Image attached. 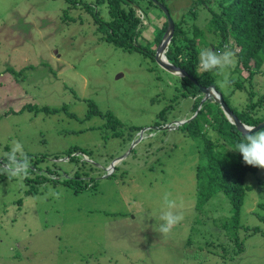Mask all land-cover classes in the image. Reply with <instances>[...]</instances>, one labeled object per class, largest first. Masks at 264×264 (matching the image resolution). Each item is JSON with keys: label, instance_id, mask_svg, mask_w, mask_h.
Returning <instances> with one entry per match:
<instances>
[{"label": "rangeland", "instance_id": "1", "mask_svg": "<svg viewBox=\"0 0 264 264\" xmlns=\"http://www.w3.org/2000/svg\"><path fill=\"white\" fill-rule=\"evenodd\" d=\"M94 1L0 0V158L18 141L40 160L27 174L30 182L0 174V264H264V169L246 174L237 217L222 193L197 206L200 140L181 127L205 101L216 112L214 100L201 91L183 94V77H190L162 67L155 51L101 38L84 5ZM135 1L147 13L137 41L155 50L166 15L147 0ZM165 3L190 35L193 24L204 30L197 54L229 47L211 41L204 4L189 20L192 0ZM100 9L107 18L106 6ZM262 63L251 61L256 72L248 79L236 57L227 87L215 73L199 74L212 79L231 107L258 119ZM72 146L87 151L72 152L78 157L69 160ZM41 169L60 175L37 182ZM76 173L83 189L74 191V180L62 177ZM166 194L182 205L184 219L162 235Z\"/></svg>", "mask_w": 264, "mask_h": 264}, {"label": "trees", "instance_id": "2", "mask_svg": "<svg viewBox=\"0 0 264 264\" xmlns=\"http://www.w3.org/2000/svg\"><path fill=\"white\" fill-rule=\"evenodd\" d=\"M158 1L167 7L165 0ZM147 2L148 6L152 5L158 8L152 0H147ZM200 4H204L203 9L200 10L205 12L210 27L207 30L212 34L211 41L219 39L223 45L229 43V48L236 53L239 64L250 71L248 79H251L256 72L254 68H251V61L255 63L254 67L259 68L264 61V0H192V4L185 12L189 20H196ZM84 5L91 11L93 22L96 24L101 38L127 50L137 49L143 52L147 50L148 54H153L155 50L143 47L137 41V36L142 32L141 27H144L142 16L147 17V13L140 5H137L135 0H95L93 3H84ZM102 5L107 8V18H104L101 14L100 7ZM173 20V36L166 48L165 55L168 61L184 69L197 82L195 83L191 78L183 77L182 86L183 88L186 87V90H183L182 93L192 95L199 93L200 88L197 84L203 86L212 84L220 92L211 78L203 77L197 71L198 54L194 47L199 46V39L207 40L204 30L193 24L194 30L190 35L188 33L189 28L183 25L184 21ZM166 25L167 22L164 21L163 26L158 31L156 45L160 42ZM229 39H232V44ZM213 50L221 51L219 48ZM235 83L238 89L243 88L241 82L236 81ZM248 91L253 94V91ZM224 100L226 99L224 98ZM213 103L217 107L216 112L213 113L210 103L205 101L197 115L187 124L182 125L183 127H180L200 140L196 167L197 206L206 203L214 194L222 193L231 203L232 216L237 217L243 205L247 189L244 184L245 176L248 172L256 173L259 168L246 165L241 154L234 152L235 145L243 139V134L224 113L220 104L216 101ZM227 105L247 125H256L264 119V116L258 119L253 118V114L237 111L228 103ZM204 122L206 124L202 127L201 124ZM113 134H118L116 128H114ZM78 151L81 152L80 154H85L87 150L72 146L66 152V156L69 160H74V157L78 156L73 155L72 152L76 153ZM56 156L58 157V155ZM29 157L30 167L28 173H31L32 169V172H34V169L38 168H36V163L38 164L40 160L32 157V155ZM40 172L41 174L35 178L37 182L43 181L44 178L56 180L53 177L60 175L55 171L52 176H48V170L44 171V169H41ZM40 177H43V180ZM77 177L78 174L75 177L64 174L62 180L63 182L74 180L73 182L76 184H73L74 191L82 190V181H79ZM25 179L27 182L31 180L28 175L25 176ZM86 187L87 185L84 186V188ZM29 191L33 193L35 189H29ZM260 205L264 207V203Z\"/></svg>", "mask_w": 264, "mask_h": 264}, {"label": "clouds", "instance_id": "3", "mask_svg": "<svg viewBox=\"0 0 264 264\" xmlns=\"http://www.w3.org/2000/svg\"><path fill=\"white\" fill-rule=\"evenodd\" d=\"M158 9L162 12L159 7ZM164 21L167 22V19ZM235 59L236 53L227 45L223 51L202 48L198 53L197 71L200 73H215L221 76V86L227 87L230 83L227 70L234 66ZM234 152L241 154L246 165L264 169V128L259 130H256L255 127L245 129L243 131V139L235 145ZM29 167L30 159L24 152L23 145L18 141H14L10 150L5 153L3 158H0V174L7 175L10 178L26 176ZM52 195L59 197V193H52ZM169 195L166 194L164 196L163 206L159 215V219L163 222L159 226V232L162 235L169 234L173 227L184 219L182 205H179L175 200L169 199Z\"/></svg>", "mask_w": 264, "mask_h": 264}, {"label": "water", "instance_id": "4", "mask_svg": "<svg viewBox=\"0 0 264 264\" xmlns=\"http://www.w3.org/2000/svg\"><path fill=\"white\" fill-rule=\"evenodd\" d=\"M154 3L162 10V12L166 15L167 19V26L166 29L161 37V40L159 44L157 45L155 52H154V58L159 62V64L164 67L165 69L169 70L170 72L177 73L178 75H188L191 79V77L184 69L181 67L169 62L165 56V50L168 46V44L171 41V38L173 36V31H174V21L170 16L169 10L167 7L161 3L158 0H152ZM194 80V79H193ZM195 83H197L194 80ZM200 88V91L203 93L205 98H212L216 102H218L224 111V113L228 116L229 119L232 120V123L237 127V129L243 134V131L245 129H248L250 127H255L256 130H259L261 128H264V119L259 121L256 125H247L243 123L237 115L233 113V111L230 109V107L227 105L225 102L223 96L221 93H219L213 86H203L197 84ZM180 125V122H177Z\"/></svg>", "mask_w": 264, "mask_h": 264}, {"label": "crops", "instance_id": "5", "mask_svg": "<svg viewBox=\"0 0 264 264\" xmlns=\"http://www.w3.org/2000/svg\"><path fill=\"white\" fill-rule=\"evenodd\" d=\"M143 20V22H144V19H142ZM188 20V19H187ZM164 23V22H163ZM163 26V24L161 25V27ZM167 26V25H166ZM159 31V30H158ZM155 43H156V41H155Z\"/></svg>", "mask_w": 264, "mask_h": 264}]
</instances>
